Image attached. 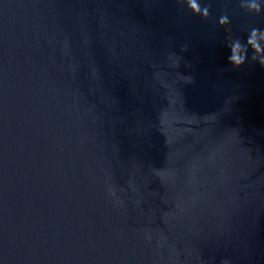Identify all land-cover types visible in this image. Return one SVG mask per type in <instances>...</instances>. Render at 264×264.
I'll return each mask as SVG.
<instances>
[{
  "label": "water",
  "instance_id": "1",
  "mask_svg": "<svg viewBox=\"0 0 264 264\" xmlns=\"http://www.w3.org/2000/svg\"><path fill=\"white\" fill-rule=\"evenodd\" d=\"M196 2L0 0V264H264V63L230 59L264 3Z\"/></svg>",
  "mask_w": 264,
  "mask_h": 264
},
{
  "label": "clouds",
  "instance_id": "2",
  "mask_svg": "<svg viewBox=\"0 0 264 264\" xmlns=\"http://www.w3.org/2000/svg\"><path fill=\"white\" fill-rule=\"evenodd\" d=\"M191 6L199 11V6L196 2V0H189ZM261 3H264V0H260ZM252 8H255L259 10V4L253 0V3L251 4ZM205 14L207 12L205 11ZM226 22V18L222 20V23ZM248 45H251L254 49V55L253 59H259L261 63H264V33H260L258 35V30L253 29L251 36L248 38L247 44H242L240 40H236L232 45V56L231 60L236 65L243 64L247 58L248 55Z\"/></svg>",
  "mask_w": 264,
  "mask_h": 264
}]
</instances>
